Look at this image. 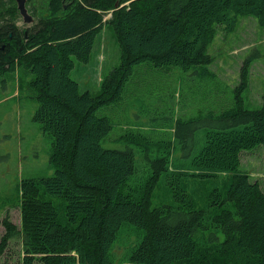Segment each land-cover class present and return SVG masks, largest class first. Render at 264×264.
Masks as SVG:
<instances>
[{
	"label": "trees",
	"instance_id": "16d2710c",
	"mask_svg": "<svg viewBox=\"0 0 264 264\" xmlns=\"http://www.w3.org/2000/svg\"><path fill=\"white\" fill-rule=\"evenodd\" d=\"M7 1L0 74H31L33 120L51 137L54 171L21 179L19 225L1 219L0 258L19 236L21 264H264V192L239 169L241 151L264 146V92L259 108L243 103L249 58L220 113L177 116L175 139L131 124L114 138L122 148L102 146L134 72L214 76L207 45L218 28L232 32L245 16L264 26V0H27L37 17L22 25ZM106 27L119 63L98 92L81 91L70 76L73 57L87 63ZM105 106L112 108L97 114ZM161 179L172 202L153 206ZM193 181L211 187L201 205Z\"/></svg>",
	"mask_w": 264,
	"mask_h": 264
},
{
	"label": "rangeland",
	"instance_id": "374dc122",
	"mask_svg": "<svg viewBox=\"0 0 264 264\" xmlns=\"http://www.w3.org/2000/svg\"><path fill=\"white\" fill-rule=\"evenodd\" d=\"M12 5L7 0L0 3L3 11ZM26 6L36 21L37 15L32 13L31 4L27 2ZM17 24L22 25L20 15ZM207 52L213 58L208 69L214 76L201 79L177 67L166 72L148 71L147 68L143 73L134 72L122 100L114 107L113 128L102 146L122 148V143L114 138L131 124L146 126L143 131L147 134H151L150 128L157 130L153 132L159 140L175 139L171 127L177 116L188 119L204 117L209 112L220 113L233 102V89L239 82L240 68L246 58H249L248 86L242 93L243 103L248 109L259 108L264 92V26L252 16L241 17L232 32L224 34L218 28L215 38L207 45ZM73 58L71 78L78 82L81 91L98 92L101 78L119 63V48L112 31L106 27L96 37L87 63ZM30 77L28 71L19 68L0 74V235L4 231L1 224L4 216L19 225L17 199L21 179L48 176L54 171L49 162L51 137L41 133L39 123L33 120L38 102L28 94ZM110 108L101 107L97 114H105ZM239 169L248 172L251 181H258L264 192L262 144L241 151ZM192 188L198 205L203 204L210 185L193 181ZM164 202L171 203L172 200L161 179L152 205ZM19 252L20 237L15 236L0 258V264H21Z\"/></svg>",
	"mask_w": 264,
	"mask_h": 264
},
{
	"label": "water",
	"instance_id": "95a60500",
	"mask_svg": "<svg viewBox=\"0 0 264 264\" xmlns=\"http://www.w3.org/2000/svg\"><path fill=\"white\" fill-rule=\"evenodd\" d=\"M16 3V8L19 12L20 17L22 18V22L24 24H30L34 21V18L32 14L28 11V8L26 6L27 0H14ZM65 0H63L64 2ZM66 7V5H64Z\"/></svg>",
	"mask_w": 264,
	"mask_h": 264
},
{
	"label": "crops",
	"instance_id": "0c3cea01",
	"mask_svg": "<svg viewBox=\"0 0 264 264\" xmlns=\"http://www.w3.org/2000/svg\"><path fill=\"white\" fill-rule=\"evenodd\" d=\"M17 105V104H16ZM41 133H43V131L41 129H39Z\"/></svg>",
	"mask_w": 264,
	"mask_h": 264
}]
</instances>
